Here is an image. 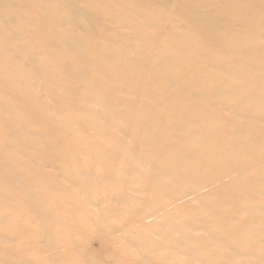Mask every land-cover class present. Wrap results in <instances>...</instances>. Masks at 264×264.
<instances>
[{
	"label": "bare ground",
	"instance_id": "6f19581e",
	"mask_svg": "<svg viewBox=\"0 0 264 264\" xmlns=\"http://www.w3.org/2000/svg\"><path fill=\"white\" fill-rule=\"evenodd\" d=\"M27 1L39 7L40 24L22 2L11 1L6 15L0 11V84L10 82L3 84L10 92H29L34 101L59 89L58 109L43 102L37 109H48L63 124L57 136L93 148L102 161L112 159L116 166L111 153L129 157L122 159L130 167L119 172L121 180L137 193L155 195L154 204L140 201L139 214L145 219L161 216L156 206L166 199L194 205V213L188 207L164 210L173 215L149 227L155 234H169L161 243L135 238L127 226H105L106 239L138 257L129 264H264V0H145L128 5L127 0ZM105 9H112L114 17ZM128 15L136 17L137 31L163 23L172 29L150 38L128 35L126 42L117 38L109 48L98 44L94 50L85 43L88 27L82 20L108 29L117 17L128 22ZM41 34L47 38L42 40ZM62 73L76 84L72 112ZM139 75L145 78L137 86L140 99L117 94L128 93L125 87ZM71 114L84 120L85 131L71 126ZM19 115L0 93V154L10 157L0 158V226L14 228L11 217L16 215L36 239L24 251L32 254L35 248L53 264H68L52 233L55 224L70 225L58 214L57 204L89 202L90 193L101 194L102 187L97 176L77 169L78 159L61 157L63 180L40 171L35 159L19 163L14 152L31 148L45 153L54 147L49 142L42 148L45 133L30 130L28 122L17 124ZM53 149L66 153L62 146ZM54 161L51 156L46 164ZM100 162L92 159L93 164ZM142 173L148 184L135 187ZM137 197L120 194L115 200L121 210L135 214L129 205ZM68 210L66 216L74 211ZM180 211L186 215L177 219ZM28 224L44 230L36 235ZM15 239L0 233L1 264H41L31 256H7ZM89 264L105 263L95 259Z\"/></svg>",
	"mask_w": 264,
	"mask_h": 264
},
{
	"label": "rangeland",
	"instance_id": "374dc122",
	"mask_svg": "<svg viewBox=\"0 0 264 264\" xmlns=\"http://www.w3.org/2000/svg\"><path fill=\"white\" fill-rule=\"evenodd\" d=\"M11 1H16V3L17 2L24 3L27 6L28 10L34 11L37 18V24L41 23L40 17L42 16V14H40L41 11H39V7L34 3L28 2L27 0H0V11L3 12L4 15L10 12ZM95 1L97 2V0ZM102 1L106 3L107 2L112 3L110 0H102ZM136 1L143 3L145 0H127L126 3L128 5ZM96 5L97 4L95 3L92 7L93 10L99 14L100 12H102V10L99 6ZM103 11H105L104 13L108 14L111 18L114 17V13L112 12V9H105ZM122 15L125 18V15L124 14ZM82 22H83V26L86 25V27H88L87 36L89 38H86L85 43L91 49L93 48L94 50H95V46L96 45L98 46V44L100 45V47L102 46V48H109V46H114L115 40L117 38L119 39V40L117 39L119 42L120 41L126 42L124 39L128 35L130 36L138 35L141 37L150 38L153 35L160 33L162 34L163 32L172 29V27L169 24L163 23V26L161 28H155L154 30L142 29L141 31H137L135 30L137 27L135 25L136 17L134 15H128V22L126 21V23L120 22L117 17V21L108 24L107 26L108 29H105L104 27L99 28V26L96 27L89 26L86 24L84 20H82ZM159 31L161 32L159 33ZM40 38L44 40L47 37L41 34ZM147 47L149 48L150 46ZM69 58L73 59V56L70 55ZM61 64L60 63L56 64V66L59 67V65ZM1 65L3 67H6V64L4 63H2ZM107 65L108 67L113 68L111 65L109 64ZM198 66L203 67V65L201 64H199ZM190 67H192L191 64ZM112 72H113L112 77L114 79H117L119 73L116 72L115 69H113ZM60 79L61 82H63L64 86L68 88V91L65 92L66 93L65 96L69 98L67 100V102L69 103L66 104L67 107L70 108L69 110L72 112L74 106L76 105V98H75L76 88L74 87L76 86V84L73 83V81L66 75V73H62L60 75ZM142 79L144 80L145 78H142V76L139 75L135 79L136 85L132 83L131 86L125 87V89L129 90L128 93L118 92L117 94L124 96L125 98L128 99H132V98L140 99L141 97H139L136 92H137V86L140 82H142ZM101 80L102 82H104L103 84L105 85V80L104 79ZM5 83H10V82H2L0 84V93H2V97H4V100L7 103H10L11 108H14V110H17L20 113L19 115L20 118H18L20 120H18L17 124L21 125L24 122H28L31 124V126L29 127L30 130L36 131L40 134L45 133V137L40 139V144L42 148H45L47 144L49 145V142H51V144L54 145L53 148H56L58 146H62L66 148V153L60 155H58L57 150L53 148L49 149V147L46 148L47 150L45 153L38 149L30 148L29 150H27L26 148H24L22 150V153L14 152L15 153L14 157L17 158L19 163H24L25 160L35 159L38 161L37 165L40 171L44 173L48 172L53 176H58L60 179H62L61 173L63 171V162L59 161L62 160L61 157H65L66 159L69 160L78 159L81 160V162L79 161L77 163V169L97 176L99 179L98 184H100L102 187L101 194L95 191L90 193L89 202L77 200V204L73 203L72 206L69 205L70 203L67 202V204L63 205L64 207L62 206L63 204L62 202H60L61 206L57 204L58 214L61 216L63 221L68 220V222H70V225L67 227H63L62 224L59 223L55 224L52 226L53 228L52 233L54 235V239L56 240V242H59L60 240L59 245L62 247V252L69 259L68 264H89V261L95 259H100L105 264H113V263L116 264V262H119V264H129L131 262H136L138 260L137 256L132 254L128 255L125 251L122 250V248L117 247L113 244L114 243L112 241L113 239H106L109 235L107 233L105 226L116 229L127 226L130 228L131 231H133L134 236H137L135 238L146 239L155 243L157 242L161 243L164 241V239L170 238L169 234L168 235L155 234L150 231L149 227L153 225L157 226L161 223H165V221H167L169 216L173 215V213L170 214L167 213L166 211L164 212V210L171 209L172 211H174L175 209L178 208L180 210H184L188 207L190 208L191 212L194 211V205L192 203H190V205H187L182 202H179L177 199L171 198L161 201L160 204L157 203L158 204V206H156L157 209L162 211L161 216L157 218L156 216L155 218L152 217V220L151 218L145 219L144 216L139 214L141 209L140 201L146 199L152 201V203L154 204L153 199L155 198V195L153 193H148V192L137 193L133 191L130 185L124 183L121 180L119 172L127 167H130L127 164H125L122 161V159L125 158L128 159L129 157L122 156L123 158H120L114 153H111L112 155L111 157L114 156L115 157L114 161H117L118 164L114 166L112 159L107 162L102 161V159H100L101 154H98L93 148H90L89 146L85 148L81 142L73 141L70 139H62L59 136H57L58 132H61L64 129L63 124L61 122H55L53 120V117L55 115L52 116L50 114L51 112L47 108H46L47 112H40L37 109L38 108L37 105L43 102L45 104H48V106H50L51 108L54 107L58 109L60 104V98H58V93L61 92L59 89H55V91L51 92L50 94L48 92L42 94L41 98L38 101H34L32 99L29 100L27 95V93L29 92H27L26 94H21L20 96L16 95L15 93L10 92L7 86L3 85ZM82 91L85 92V88H83ZM116 97L117 95H113V98ZM151 109L156 115H159L157 109L155 108H151ZM0 119H1L0 121H2L3 119L2 116H0ZM71 119H72L70 120L71 126H74L81 131H85L86 129V126H84L85 122L81 117L71 114ZM3 122L4 123L7 122V118H4ZM1 131L2 130L0 128V137L2 138L4 132ZM176 139H180V138L176 136ZM127 141H130V139L128 138ZM8 156L9 154H0V158H3V160H7L8 158H10ZM51 156L55 159L54 163L46 164V161H49ZM93 158H95V161H101V162L93 164L92 163ZM141 175L142 178L140 179V182L134 184L135 187H137L139 183L142 184V182L143 184L144 182L148 184V179L146 178L145 174L142 173ZM26 178H28L27 181L29 180L31 182L32 179H30L29 176H27ZM120 194H130V195L138 196L137 198H133L132 199L133 201H131L129 205V207H132V209L135 211V214H129L127 211L125 212L121 210L120 207L121 203L115 200V198H117L118 195ZM68 207L74 211H71V215L69 213V216H66L64 210L69 211ZM103 215L106 217L104 222L100 220V218H103ZM184 215H186L185 212L180 211V212H176L175 216L178 219ZM197 215L200 219L204 220V218L201 215H199L198 213ZM16 217H17L16 215L11 217V220L14 224V228L13 227L7 228L4 225L0 226L1 234L10 237L15 236L16 238L14 243L12 244V248H7L8 250H10L7 251L8 254L7 256L14 259L18 257L25 258L31 256L36 260L38 259V261H40L41 264H53L49 260H46L42 255H40L39 251L37 250L35 251V248L33 246L32 248H34V250L32 251V254H29V252L24 251L23 247L26 246L27 248L29 247L30 243L34 244L36 242V239L33 238L31 233H29L28 236V234L23 230L24 228L23 225H26V223L25 222L21 223L20 222L21 220L20 219L18 220V218ZM132 222H135L136 224L135 223L132 224ZM28 228L36 230V235L38 234L41 235V233L44 230L42 226H39L37 224H34L33 226L31 224H28ZM139 235H142L143 238L138 237ZM37 238L41 239L40 237ZM76 248L79 249L78 252ZM160 251L162 252V254L163 253L167 254L165 250H160ZM130 256L133 257V260H130ZM191 259L193 258L192 255L190 254V260ZM57 264H61V263H57Z\"/></svg>",
	"mask_w": 264,
	"mask_h": 264
}]
</instances>
